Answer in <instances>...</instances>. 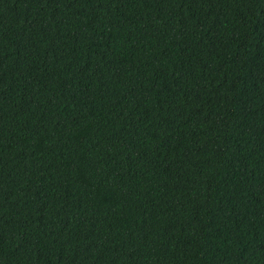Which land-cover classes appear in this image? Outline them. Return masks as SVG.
Wrapping results in <instances>:
<instances>
[{
    "label": "trees",
    "instance_id": "obj_1",
    "mask_svg": "<svg viewBox=\"0 0 264 264\" xmlns=\"http://www.w3.org/2000/svg\"><path fill=\"white\" fill-rule=\"evenodd\" d=\"M0 264H264V0H0Z\"/></svg>",
    "mask_w": 264,
    "mask_h": 264
}]
</instances>
